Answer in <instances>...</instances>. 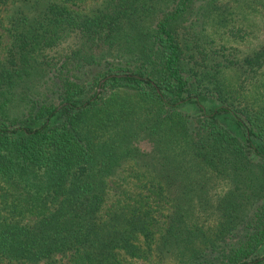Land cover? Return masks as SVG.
Here are the masks:
<instances>
[{
  "label": "trees",
  "instance_id": "16d2710c",
  "mask_svg": "<svg viewBox=\"0 0 264 264\" xmlns=\"http://www.w3.org/2000/svg\"><path fill=\"white\" fill-rule=\"evenodd\" d=\"M83 1L0 0V264H264V108L222 79L264 87V40L216 42L228 0Z\"/></svg>",
  "mask_w": 264,
  "mask_h": 264
},
{
  "label": "rangeland",
  "instance_id": "374dc122",
  "mask_svg": "<svg viewBox=\"0 0 264 264\" xmlns=\"http://www.w3.org/2000/svg\"><path fill=\"white\" fill-rule=\"evenodd\" d=\"M94 0H84L81 5L85 6ZM235 13V19L239 24H236L235 30L237 35H224L217 22L209 21L208 31L214 37L216 42H224L227 48H234L240 52L249 51L257 47L264 40V0H228ZM230 26L232 23L230 22ZM240 27L241 30H237ZM219 36L221 40H219ZM8 35L3 29H0V58L3 56V46L8 42ZM222 79L227 90L231 92V98L235 105L238 102H245L254 106L264 108V87L261 82L242 81L239 78L238 72L233 68H224L222 71ZM191 107L189 110H192ZM192 112V111H189ZM222 122L231 130L237 131L234 122L229 118H224ZM130 174V173H129ZM128 174V176H129ZM224 187L223 180L215 183L214 188L210 191L212 195L220 193ZM202 214L208 215L209 219L206 224H211L212 214L214 210H206ZM210 212V213H208ZM137 264H153L148 261L137 260Z\"/></svg>",
  "mask_w": 264,
  "mask_h": 264
}]
</instances>
